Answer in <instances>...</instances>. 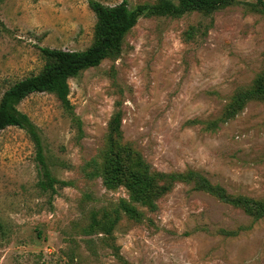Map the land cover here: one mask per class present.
<instances>
[{
  "label": "rangeland",
  "instance_id": "374dc122",
  "mask_svg": "<svg viewBox=\"0 0 264 264\" xmlns=\"http://www.w3.org/2000/svg\"><path fill=\"white\" fill-rule=\"evenodd\" d=\"M89 1L0 0V98L40 47L92 44ZM121 42L68 79L71 109L17 104L43 165L0 131V264H264V7L153 12Z\"/></svg>",
  "mask_w": 264,
  "mask_h": 264
},
{
  "label": "trees",
  "instance_id": "16d2710c",
  "mask_svg": "<svg viewBox=\"0 0 264 264\" xmlns=\"http://www.w3.org/2000/svg\"><path fill=\"white\" fill-rule=\"evenodd\" d=\"M235 0H158L154 6L129 7L125 1L108 6L90 0L89 6L96 16L94 40L83 50H62L40 47L46 58L42 69L10 85L0 98V131L8 126L26 129L36 148V158L43 165L42 146L29 117L17 108V104L32 93L46 92L56 96L60 103L71 109L68 101V79L80 71L95 67L110 53H118L124 35L136 24L138 18L153 12L180 15L186 11L219 9ZM264 7V0H256ZM253 92L264 93V83ZM51 181V180H50Z\"/></svg>",
  "mask_w": 264,
  "mask_h": 264
}]
</instances>
